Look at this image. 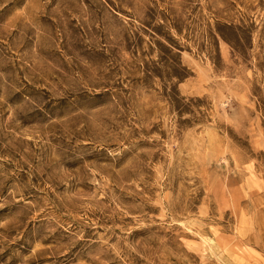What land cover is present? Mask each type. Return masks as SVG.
<instances>
[{
	"label": "rangeland",
	"instance_id": "374dc122",
	"mask_svg": "<svg viewBox=\"0 0 264 264\" xmlns=\"http://www.w3.org/2000/svg\"><path fill=\"white\" fill-rule=\"evenodd\" d=\"M0 264H264V0H0Z\"/></svg>",
	"mask_w": 264,
	"mask_h": 264
}]
</instances>
